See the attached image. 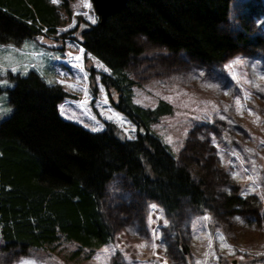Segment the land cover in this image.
<instances>
[{"label":"rangeland","instance_id":"1","mask_svg":"<svg viewBox=\"0 0 264 264\" xmlns=\"http://www.w3.org/2000/svg\"><path fill=\"white\" fill-rule=\"evenodd\" d=\"M49 2L58 7L54 32L42 30L17 46L0 44V121L11 112L4 91L12 85L7 76L33 70L68 94L58 105L62 117L90 131L102 130L108 121L120 138H135L137 127L112 107L110 91L100 82L108 68L80 45V24L98 21L91 0ZM224 27L244 32L245 42L219 64L205 65L140 39L143 52L126 72L133 80V103L154 108L163 101L171 107L150 130L178 160L222 184L225 196L236 195L245 206L227 214L218 207L216 195V203L199 212L184 209L185 215H168L155 202L133 194L116 175L105 199L114 228L110 242L82 259L85 249L75 261L68 257L74 243L60 240L22 254L5 250L0 235V264H264V48L256 40L264 42V0H230ZM237 98L245 105L242 113ZM218 233L232 245L234 255L221 247Z\"/></svg>","mask_w":264,"mask_h":264},{"label":"trees","instance_id":"2","mask_svg":"<svg viewBox=\"0 0 264 264\" xmlns=\"http://www.w3.org/2000/svg\"><path fill=\"white\" fill-rule=\"evenodd\" d=\"M229 5L230 0H127L81 35L84 52L109 70L100 82L110 91L112 107L137 127L132 139L120 138L108 121L102 130L90 131L62 117L58 105L68 94L37 72L7 76L12 85L4 91L11 112L0 121V235L5 250L25 254L65 240L76 245L69 259L79 260L85 249L82 259L89 258L113 237L105 199L116 175L133 194L155 202L168 215L199 212L216 203V195L227 214L245 206L240 197L225 196L222 184L178 160L150 130L171 107L163 101L154 108L133 103V80L126 72L143 52L140 39L205 65L239 52L244 32L224 27ZM58 25V7L49 0H0V44L17 46L42 30L54 32Z\"/></svg>","mask_w":264,"mask_h":264},{"label":"water","instance_id":"3","mask_svg":"<svg viewBox=\"0 0 264 264\" xmlns=\"http://www.w3.org/2000/svg\"><path fill=\"white\" fill-rule=\"evenodd\" d=\"M93 9L98 16V22L101 24L107 16L122 8L127 0H91ZM91 25L88 23H81L79 33L82 35L90 29ZM142 131V128H139Z\"/></svg>","mask_w":264,"mask_h":264},{"label":"snow or ice","instance_id":"4","mask_svg":"<svg viewBox=\"0 0 264 264\" xmlns=\"http://www.w3.org/2000/svg\"><path fill=\"white\" fill-rule=\"evenodd\" d=\"M52 2L53 3H57L58 2V0H52ZM84 6L85 7H90V5L88 4V3H85L84 4ZM85 15H87V13H85ZM90 20H92V23H95L96 21H95V19H93L91 16H89L88 17ZM72 25H70V27H71ZM76 59L77 60H80L81 59V57H79V56H77L76 57ZM237 62H239V61H237ZM100 67H103V65H99ZM106 71H107V69H105ZM72 87H75V85H73ZM249 98V96H245L244 97V99H248ZM235 103H236V105H238L239 106V111H241V113L243 112V110H244V108H245V105L244 104H242L241 103V101H240V98H237L236 99V101H235ZM225 111H227V109H225ZM248 111H249V113L250 114H253V115H255L254 113H252V111H251V109H248ZM223 118V117H222ZM257 120H259V117H257ZM94 131H96V130H99V129H93ZM168 142L169 143H171L172 141H171V138L169 137L168 138ZM261 143H264V141H261ZM245 171H247V169H245ZM234 175H238V174H234ZM249 179H252L251 177H248ZM252 189H250V191H251ZM153 207H155V206H153ZM203 219H205V220H210L211 219V217H209V216H205ZM237 220H239L240 218L239 217H237L236 218ZM150 223H152V221H150ZM167 222L165 221V224H166ZM218 235V239L220 240V241H222V242H224V243H222L221 244V247L222 248H225V249H228L229 251H230V254H235V252H234V250H233V248H232V245H230V244H228L227 242H226V237L222 234V233H218L217 234ZM153 236H154V238H159V236H158V234L155 232V230H153ZM146 245H138V247H145ZM152 247L153 248H156V247H158L157 245H155V244H152ZM108 250L107 249H105V252H107ZM241 251H243V250H241ZM241 259H243V257H241ZM198 264H201V262H198Z\"/></svg>","mask_w":264,"mask_h":264}]
</instances>
